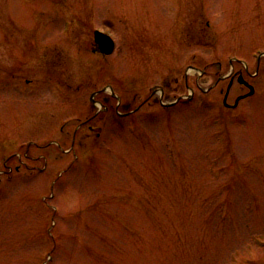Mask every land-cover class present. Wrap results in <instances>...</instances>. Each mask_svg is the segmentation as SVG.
<instances>
[{"label": "rangeland", "instance_id": "1", "mask_svg": "<svg viewBox=\"0 0 264 264\" xmlns=\"http://www.w3.org/2000/svg\"><path fill=\"white\" fill-rule=\"evenodd\" d=\"M258 51L264 0H0V264H264Z\"/></svg>", "mask_w": 264, "mask_h": 264}, {"label": "flooded vegetation", "instance_id": "2", "mask_svg": "<svg viewBox=\"0 0 264 264\" xmlns=\"http://www.w3.org/2000/svg\"><path fill=\"white\" fill-rule=\"evenodd\" d=\"M208 24V23H207ZM96 28H92V30H91V33H92V35H93V39L91 38L90 39V41H91V44L88 46L89 48H90V51L92 52V53H94L95 55H97L98 57H107L108 55H106V54H103L102 52H101V50H100V47H99V45H98V43H96L95 42V40H94V30H95ZM115 49H116V44H115V48H114V51H115ZM114 51L111 53V54H109V55H113V53H114ZM240 59V58H239ZM238 59V60H239ZM259 70L257 69L256 71H254L253 73H249V71L246 69H238L237 71L236 70H232V71H230L229 73H228V77H229V79H228V83H231V86H232V84H233V82H237L238 83V85L241 87L240 88V90H241V92L240 93H238V94H236L235 95V97H234V99L232 100L233 102L232 103H229V104H233L234 103V101H235V99L239 96V95H242V94H245V93H247L248 91H249V87H248V85L249 84H251V85H253V87H254V89H255V84L257 83V81H258V76H259ZM94 78H95V74H94V76H93ZM223 77H225V76H223ZM251 77H253V79L251 80ZM258 77V78H257ZM96 79V78H95ZM94 79V80H95ZM98 79V78H97ZM25 81H27V82H29L30 80L29 79H26ZM60 81V80H59ZM251 81L253 82V83H251ZM61 82H64L63 80L61 81ZM93 87H92V89L89 91V96H88V99H89V102H90V104L93 106V105H96L95 103L98 101V102H100L101 103V105H103L102 103H103V101L99 98L100 97V95H101V93H103L105 90H106V86L107 85H103V86H98L97 85V80L96 81H94V83H93ZM156 88H158V87H156ZM155 88V89H156ZM231 88V87H230ZM222 91V90H221ZM223 92V91H222ZM229 92H230V90H229ZM147 96H149V95H147ZM228 96H229V93H228ZM228 96H227V101H228ZM223 99V98H222ZM242 100V99H241ZM240 100V101H241ZM147 101V100H146ZM145 101V102H146ZM240 101H239V103H240ZM142 103V104H141ZM144 101H142V102H140L139 104L141 105V106H143L144 104ZM229 108H231V107H229ZM104 108L103 107H101V110H103ZM101 112V113H100ZM102 113H103V111H100V109H99V111H98V109L97 108H95V111H92V112H90L89 113V116L88 117H86V118H84L79 124H78V127H80V126H82V127H84V126H86L87 127V129H88V131H89V133H92V134H94V136H99L100 135V133H101V128L99 127V126H97L96 125V121H98V120H100V119H102ZM76 133H77V129H75L74 130V132H73V137H75L76 136ZM263 243H264V239H262V238H260L259 239V248H261L262 249V247H264V246H260V245H263Z\"/></svg>", "mask_w": 264, "mask_h": 264}, {"label": "water", "instance_id": "3", "mask_svg": "<svg viewBox=\"0 0 264 264\" xmlns=\"http://www.w3.org/2000/svg\"><path fill=\"white\" fill-rule=\"evenodd\" d=\"M95 40L100 44V48L105 53H110L113 49L114 42L110 35L102 32L100 30L95 31ZM253 89L250 90L248 94H251ZM240 96L236 99V103L239 100Z\"/></svg>", "mask_w": 264, "mask_h": 264}]
</instances>
